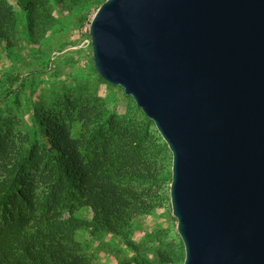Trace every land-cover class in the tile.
Wrapping results in <instances>:
<instances>
[{"label":"water","instance_id":"95a60500","mask_svg":"<svg viewBox=\"0 0 264 264\" xmlns=\"http://www.w3.org/2000/svg\"><path fill=\"white\" fill-rule=\"evenodd\" d=\"M89 36L171 152L183 264H264V0H106Z\"/></svg>","mask_w":264,"mask_h":264},{"label":"rangeland","instance_id":"374dc122","mask_svg":"<svg viewBox=\"0 0 264 264\" xmlns=\"http://www.w3.org/2000/svg\"><path fill=\"white\" fill-rule=\"evenodd\" d=\"M105 1L0 0V226L41 215L48 199L81 198L57 175L55 155L75 185L96 173L125 190L128 203L115 232L75 210L83 223L76 264H183L171 152L132 98L94 68L89 26ZM34 147V168L25 170ZM60 209L56 202L50 211Z\"/></svg>","mask_w":264,"mask_h":264},{"label":"trees","instance_id":"16d2710c","mask_svg":"<svg viewBox=\"0 0 264 264\" xmlns=\"http://www.w3.org/2000/svg\"><path fill=\"white\" fill-rule=\"evenodd\" d=\"M19 1L23 3L24 0ZM38 151L34 147L25 157V170L34 168ZM52 159L56 163L57 175L69 185L82 190V196L78 200H70L68 204H63L60 197L48 199V211L41 215L31 219L20 217L0 226V264H76L71 255L77 248L75 235L83 223L75 218V210H90L93 213L92 225H103L111 232H115L128 216V203L123 197L125 190L98 177L96 173H90L83 188L79 187L70 181L73 175L65 169L61 158L53 155ZM68 196L72 198L71 194ZM56 202L62 209L51 212ZM64 211L67 213L65 216L61 213Z\"/></svg>","mask_w":264,"mask_h":264}]
</instances>
